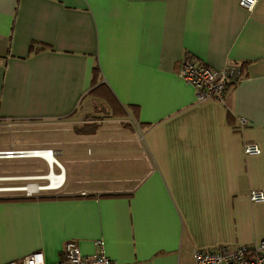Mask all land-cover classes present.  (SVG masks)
I'll return each instance as SVG.
<instances>
[{
    "label": "crops",
    "instance_id": "1",
    "mask_svg": "<svg viewBox=\"0 0 264 264\" xmlns=\"http://www.w3.org/2000/svg\"><path fill=\"white\" fill-rule=\"evenodd\" d=\"M239 2L0 0V119L80 124L33 147L55 151L57 192L0 196V264L57 262L69 240L91 256L98 239L116 264H194L197 249L264 239L249 198L264 193V0ZM187 56L243 77L198 101Z\"/></svg>",
    "mask_w": 264,
    "mask_h": 264
},
{
    "label": "built area",
    "instance_id": "2",
    "mask_svg": "<svg viewBox=\"0 0 264 264\" xmlns=\"http://www.w3.org/2000/svg\"><path fill=\"white\" fill-rule=\"evenodd\" d=\"M256 0H240L239 4L251 10ZM179 76L193 86L198 101L219 100L225 97L227 89L238 83L243 77V70L239 63H228L222 69H213L202 61L192 56L185 57L180 65ZM244 122V121H242ZM245 154H258L260 148L256 144H245ZM52 149H28L19 151H3L7 157L39 156V151ZM58 169L63 171L62 166ZM51 168V172H52ZM49 171V170H48ZM59 172V173H60ZM58 173H56L57 175ZM49 182V181H48ZM63 184L60 183L59 188ZM35 192L26 191V196H33ZM251 201H264L262 191H252L249 195ZM96 252L91 256L81 253L78 243L74 240L67 241L62 249L61 258L54 263H46L42 251H33L19 260L4 264H116L109 258L104 249L102 239L95 241ZM194 264H264V239L252 245H219L212 249H197L194 252Z\"/></svg>",
    "mask_w": 264,
    "mask_h": 264
},
{
    "label": "rangeland",
    "instance_id": "3",
    "mask_svg": "<svg viewBox=\"0 0 264 264\" xmlns=\"http://www.w3.org/2000/svg\"><path fill=\"white\" fill-rule=\"evenodd\" d=\"M92 114H94V112H92ZM105 114L106 113H102V115L99 116L103 117ZM83 116H85V114L81 115L79 113L78 119L83 118ZM87 117H89V115ZM74 125L78 127L80 124L75 122L73 117L60 120L56 123H48L44 127L40 126L39 122L34 121L0 119V152L34 149L33 147L40 142H46V144H48L47 142L49 140L55 138V132L60 130H75L76 128ZM69 145L71 146L67 147V149L74 148V145L70 144V142ZM45 147L48 146H41L42 149ZM57 147L64 151L63 146ZM57 157L64 166H66L68 177L70 175V168L73 172V170H75V168L77 169L79 164H81L74 162L75 160L73 157H70L71 161L68 159L69 165H67L61 156L58 155ZM81 167L82 166H79L80 170ZM48 170L47 162L41 159L30 158V156L20 157L16 155L14 157H0V196H25L26 191L17 190L15 188L25 187L28 184H36L39 186L48 185L49 182L47 179L33 178L47 175L49 172ZM53 170L55 173L60 172L56 165H54ZM55 192L57 191L44 189L36 191L33 195H47Z\"/></svg>",
    "mask_w": 264,
    "mask_h": 264
},
{
    "label": "bare ground",
    "instance_id": "4",
    "mask_svg": "<svg viewBox=\"0 0 264 264\" xmlns=\"http://www.w3.org/2000/svg\"><path fill=\"white\" fill-rule=\"evenodd\" d=\"M38 153L40 155L36 156V157L43 158L47 162L49 172L45 176L33 177V178L47 179L49 181L48 185L39 186L36 184H28L25 187H20V188H15V189L24 190V191H34V190L38 191V190H44V189H52V188L57 187L60 183H62L64 181V172L63 171H61L57 175L54 172V170H52V172H51V168L53 169L54 165L60 166V164L57 162V160L54 156V152H49L48 150H42V151H39ZM30 156L33 157L32 155H30ZM0 157H7V156L5 155V152H0ZM20 157H22V156H20Z\"/></svg>",
    "mask_w": 264,
    "mask_h": 264
},
{
    "label": "trees",
    "instance_id": "5",
    "mask_svg": "<svg viewBox=\"0 0 264 264\" xmlns=\"http://www.w3.org/2000/svg\"><path fill=\"white\" fill-rule=\"evenodd\" d=\"M95 71L98 72L97 70H95ZM96 76H98V73H95V77ZM81 131H82V129L79 130V132H81ZM44 197H46V196H44Z\"/></svg>",
    "mask_w": 264,
    "mask_h": 264
},
{
    "label": "water",
    "instance_id": "6",
    "mask_svg": "<svg viewBox=\"0 0 264 264\" xmlns=\"http://www.w3.org/2000/svg\"><path fill=\"white\" fill-rule=\"evenodd\" d=\"M37 190H34L33 192H36ZM28 192H32V191H28Z\"/></svg>",
    "mask_w": 264,
    "mask_h": 264
}]
</instances>
